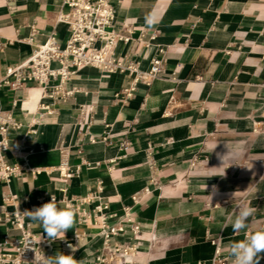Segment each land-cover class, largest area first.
<instances>
[{
  "label": "crops",
  "instance_id": "crops-1",
  "mask_svg": "<svg viewBox=\"0 0 264 264\" xmlns=\"http://www.w3.org/2000/svg\"><path fill=\"white\" fill-rule=\"evenodd\" d=\"M108 2L113 29L130 36L113 56L139 70L162 57L161 71L148 85L133 83L129 70L87 65L59 92L34 82L0 86V117L19 123L4 133V159L23 166L0 180V210H32L52 196L74 209L75 228L54 242L23 216L47 257L62 252L94 264L107 252L102 233L122 226L108 247L131 244L127 264H210L211 239L234 264L228 245L264 228V0ZM63 9L62 0H0V79L51 30L65 43L67 26L55 22ZM7 194L12 202L2 200ZM241 206L254 213L246 230L233 232ZM5 235L19 230L2 222Z\"/></svg>",
  "mask_w": 264,
  "mask_h": 264
},
{
  "label": "built area",
  "instance_id": "built-area-1",
  "mask_svg": "<svg viewBox=\"0 0 264 264\" xmlns=\"http://www.w3.org/2000/svg\"><path fill=\"white\" fill-rule=\"evenodd\" d=\"M63 10L56 13L55 22L64 23L67 26L68 37L61 45L53 30L46 36L42 43L34 44L29 56L16 65L6 69L5 75L0 79V86L7 85L12 89L19 88L26 82H34L40 85L44 91L50 88L51 92H59L62 84L76 71L90 65L101 70L112 72L115 70H129L134 73L133 83L138 80L150 84L162 69L163 58L155 56L146 70H139L132 64H123L116 59L111 49L117 41L127 42L129 35H124L113 29L115 14L108 0H62ZM32 42V36L26 38ZM101 43L99 46L96 43ZM138 43L143 44L140 39ZM58 79L56 85H50V80ZM132 83L124 89L126 95H131L135 86ZM19 123L9 117H0V180L7 182L10 177L17 176L23 170V166L9 164L4 159V152L9 143L4 133L9 127H18ZM127 142H122V147H127ZM14 150L18 149L13 145ZM194 164V162H192ZM150 163V167H151ZM61 174L69 177L70 172L65 171L63 166ZM146 190V189H145ZM136 199L135 196L132 197ZM4 202L11 201V195L2 196ZM24 210L15 207L11 211L1 205L0 224L7 222L12 228L19 230V235L9 238L6 235L0 240V264H35V257L43 261L47 257L44 247V238L30 232L23 221ZM127 221L130 218L127 217ZM133 233L139 230L138 225L131 227ZM123 231V227H110L108 232L102 233L103 244L106 245V253H99L95 257L94 264H109L113 260L117 264H127L125 255L133 250L131 244H113L109 246V234L114 235ZM213 245V258L210 264H228L226 257L222 255V248L216 239H211ZM118 256V257H117ZM39 264V262H37Z\"/></svg>",
  "mask_w": 264,
  "mask_h": 264
},
{
  "label": "clouds",
  "instance_id": "clouds-1",
  "mask_svg": "<svg viewBox=\"0 0 264 264\" xmlns=\"http://www.w3.org/2000/svg\"><path fill=\"white\" fill-rule=\"evenodd\" d=\"M154 17H146V23L153 25ZM224 160V157H223ZM216 189L213 186V192ZM254 213L250 206H241L237 209V214L231 222L233 232L244 231L248 228L249 217ZM27 220L40 225L46 233L49 242L63 240L69 229L75 228L76 213L71 207L62 208L56 203V198L52 196L51 201L44 203L42 206L23 212ZM75 252L76 247L69 245ZM229 255L232 257L234 264H259L260 254L264 253V228L258 229L253 233L246 235V238L228 245ZM83 264L73 255H66L57 252L54 256L45 257L43 261L35 257V264Z\"/></svg>",
  "mask_w": 264,
  "mask_h": 264
}]
</instances>
